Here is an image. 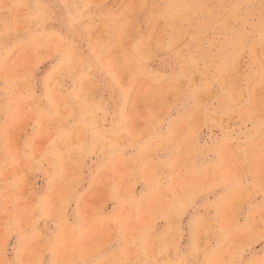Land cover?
I'll use <instances>...</instances> for the list:
<instances>
[{
  "label": "rangeland",
  "instance_id": "obj_1",
  "mask_svg": "<svg viewBox=\"0 0 264 264\" xmlns=\"http://www.w3.org/2000/svg\"><path fill=\"white\" fill-rule=\"evenodd\" d=\"M0 264H264V0H0Z\"/></svg>",
  "mask_w": 264,
  "mask_h": 264
},
{
  "label": "bare ground",
  "instance_id": "obj_2",
  "mask_svg": "<svg viewBox=\"0 0 264 264\" xmlns=\"http://www.w3.org/2000/svg\"><path fill=\"white\" fill-rule=\"evenodd\" d=\"M154 1H155V0H154ZM173 1H174V0H173ZM154 3H155V2H154ZM166 3H167V2H166ZM51 4H52V3H51ZM144 4H145V3H144ZM152 4H153V3H152ZM152 4H151V5H152ZM68 5H69V4H68ZM148 5H149V3H148ZM153 5H154V4H153ZM205 5H206V4H205ZM60 6H61V5H60ZM60 6H59V7H60ZM62 7H63V5H62ZM152 7H153V6H152ZM190 7H191V6H190ZM207 7H208V6H207ZM209 7H210V6H209ZM191 8H193V6H192ZM203 8H204V7H203ZM143 9H145V8H143ZM153 9H154V8H153ZM157 9H159V8H157ZM208 9H209V8H208ZM220 11H221V10H220ZM146 12H147V10H146ZM146 12H145V14H146ZM215 14H216V13H215ZM215 14H214V15H215ZM151 16H152V15H151ZM151 16H150V17H151ZM147 17H148V16H147ZM150 17H149V18H150ZM155 17H156V16H155ZM213 17H214V16H213ZM159 18H160V17H159ZM216 18H217V17H216ZM112 20H114V19H112ZM143 20H144V19H143ZM147 20H148V19H147ZM145 21H146V20H145ZM149 22H150V21H149ZM110 23H111V21H110ZM115 23H116V22H115ZM117 23H118V22H117ZM120 24H121V23H120ZM59 26H60V25H59ZM112 26H113V25H112ZM119 26H120V25H119ZM170 26H171V25H169V27H170ZM62 27H64V26H62ZM113 27H114V26H113ZM174 27L176 28V26H174ZM204 27H205V26H204ZM60 29H61V28H60ZM54 30H55V29H54ZM237 31H238V30H237ZM34 32H35V31H34ZM112 32H113V31H112ZM172 32H174V30H173ZM176 32H177V31H176ZM51 33H52V32H51ZM174 33H175V32H174ZM59 34H60V33H59ZM113 34H114V32H113ZM118 34H119V33H118ZM239 34H240V33H239ZM239 34H238V35H239ZM56 35H57V34H56ZM108 35H109V34H108ZM114 35H115V34H114ZM242 35H243V33H242ZM63 36H64V35H63ZM81 36H82V35H81ZM112 36H113V35H112ZM115 36H116V35H115ZM235 36H236V35H235ZM239 36H240V35H239ZM245 36H246V35H245ZM35 37H36V36H35ZM68 37H69V36H68ZM110 37H111V36H110ZM243 37H244V36H243ZM112 38H113V37H111V39H112ZM116 38L119 39L118 36H117ZM241 38H242V36H241ZM241 38H240V39H241ZM99 39H100V38H99ZM141 39H142V38H141ZM244 39H245V37H244ZM113 40H116L115 37H114ZM113 40H112V42H113ZM236 40H237V39H236ZM248 40H249V39H248ZM50 41H51V40H50ZM67 42H68V41H67ZM73 42H74V41H73ZM110 42H111V41H110ZM232 43H233V42H232ZM230 47H231V46H230ZM79 48H80V47H79ZM231 48H232V47H231ZM231 48H230V49H231ZM236 49H237V48H236ZM234 51H235V50H234ZM234 51H233V52H234ZM103 57H104V56H103ZM86 59H87V58H86ZM114 60H115V59H114ZM190 69H191V68H190ZM227 185H228V184H227ZM227 236H228V235H227Z\"/></svg>",
  "mask_w": 264,
  "mask_h": 264
},
{
  "label": "crops",
  "instance_id": "obj_3",
  "mask_svg": "<svg viewBox=\"0 0 264 264\" xmlns=\"http://www.w3.org/2000/svg\"><path fill=\"white\" fill-rule=\"evenodd\" d=\"M15 244H16V247H17V245H18V240H16V243H15Z\"/></svg>",
  "mask_w": 264,
  "mask_h": 264
}]
</instances>
